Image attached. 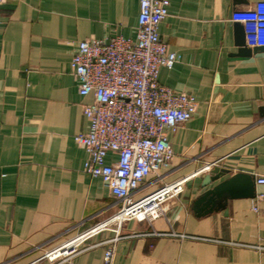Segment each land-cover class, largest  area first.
Segmentation results:
<instances>
[{
    "label": "crops",
    "instance_id": "crops-1",
    "mask_svg": "<svg viewBox=\"0 0 264 264\" xmlns=\"http://www.w3.org/2000/svg\"><path fill=\"white\" fill-rule=\"evenodd\" d=\"M170 1L159 32L180 58L161 68L159 81L193 94L198 109L168 130L175 157L136 197L178 180L184 189L153 222L132 219L119 230L102 227L121 204L84 171L88 154L75 140L89 130L84 105L93 95L80 94L71 62L84 39L135 38L139 0L0 5V264H103L116 231L123 237L114 264H264V184L256 181L264 175V49L244 55L237 37L260 0ZM216 165L230 173L203 187ZM238 173L254 177L255 197L195 208L208 188ZM81 234L75 252L50 258Z\"/></svg>",
    "mask_w": 264,
    "mask_h": 264
},
{
    "label": "built area",
    "instance_id": "built-area-1",
    "mask_svg": "<svg viewBox=\"0 0 264 264\" xmlns=\"http://www.w3.org/2000/svg\"><path fill=\"white\" fill-rule=\"evenodd\" d=\"M4 1L0 0V5ZM170 3L139 0L135 38L122 34L87 38L77 44L72 57V72L80 94L93 95V101L84 105L89 130L75 136L88 154L84 171L101 178L121 204L102 227L114 223L119 230L132 219L153 222L161 216L163 203L184 189V180H178L136 197L145 180L168 168L175 157L168 130H176L198 109L193 94L174 90L159 81L161 68H172L180 58L159 32L169 15ZM241 19L247 44L264 46V0L256 2ZM110 153L117 155V159L108 162ZM256 181L264 184V175ZM87 236L71 238L50 252V258L75 252ZM122 237L116 231L107 240L103 264H114L116 243Z\"/></svg>",
    "mask_w": 264,
    "mask_h": 264
},
{
    "label": "water",
    "instance_id": "water-1",
    "mask_svg": "<svg viewBox=\"0 0 264 264\" xmlns=\"http://www.w3.org/2000/svg\"><path fill=\"white\" fill-rule=\"evenodd\" d=\"M238 43L242 47L240 50L244 55H248L257 50L264 49V46L250 48L246 43V33L244 27H241L238 24ZM264 110V108H263ZM227 173H230V170L223 168L219 165L214 166L210 172L203 174V183L202 186L206 187L211 185L213 182L220 180ZM254 177L246 175L243 173L234 174L217 184L213 187L208 188L196 201L195 208L197 209L200 204L205 206H210V209L213 210L217 205H221V201L229 197L242 194L245 197H255L256 193L253 187Z\"/></svg>",
    "mask_w": 264,
    "mask_h": 264
}]
</instances>
